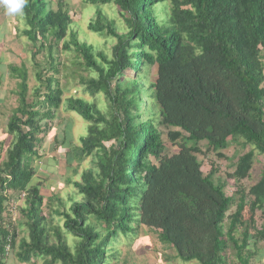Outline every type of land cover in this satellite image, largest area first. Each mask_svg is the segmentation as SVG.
<instances>
[{
  "label": "trees",
  "instance_id": "1",
  "mask_svg": "<svg viewBox=\"0 0 264 264\" xmlns=\"http://www.w3.org/2000/svg\"><path fill=\"white\" fill-rule=\"evenodd\" d=\"M84 3L95 5L87 30L114 42L109 52L79 37L63 0L58 9L28 0L16 32L39 82L32 101L26 63H0L18 79L19 100L0 162V264L12 255L13 264H119L116 246L138 247L141 229L187 262L264 259V167L244 185L264 155V0ZM62 68L76 85L56 77ZM72 89L81 94L65 97ZM60 109L88 123L80 144L68 133L55 141L67 166L78 174L91 159L67 178V198L35 182L43 125ZM231 145L242 150L234 160ZM208 152L231 160L225 178L216 164L204 173Z\"/></svg>",
  "mask_w": 264,
  "mask_h": 264
},
{
  "label": "rangeland",
  "instance_id": "2",
  "mask_svg": "<svg viewBox=\"0 0 264 264\" xmlns=\"http://www.w3.org/2000/svg\"><path fill=\"white\" fill-rule=\"evenodd\" d=\"M51 7L58 9L59 0H50ZM66 4L67 9L74 20L79 24L75 25V28L80 33V38L87 40L89 43L94 44L99 49H104L109 52L111 50L113 43H108L105 47V39L99 35H95L87 30V21L93 16V10L95 5L85 4L84 0H63ZM0 7L4 8L2 5ZM20 15H8L6 10L0 9V63L9 66V64L22 65L26 63L29 70V100L32 101L33 89L39 85V82L34 77V68L32 59L30 55H26L25 51L27 49V40L25 37L18 38L16 27H24V20L22 21ZM42 58V56H40ZM61 59H65V53H61ZM62 72L57 74V78L63 83V85L74 86L77 84L73 79L66 78V70L62 68ZM8 67L2 66L0 68V75L4 77L0 80V162L6 160L7 149L11 144L13 137L8 136L7 125L9 118L19 104L18 100V79L12 77ZM52 73V72H51ZM69 80V82H68ZM80 90V89H79ZM80 91L67 92L65 97L71 96L72 94H81ZM147 107L145 106L143 110ZM46 124L43 125L44 133L40 136L43 137L40 154L41 159L35 160V165L39 164V172L35 178V182L42 184L43 193L49 196L52 192L59 193L67 198L68 194H72L73 186L68 185L67 178L72 177L73 179H79L82 170L90 167V157L85 160L81 166H78V174H74V168L77 166L76 163L72 167H68L66 164V154L57 148V143L62 141L65 134L74 140V143L80 144V138L84 137L88 133V123L77 113H66L64 110L56 111V117L52 119H46ZM70 122V123H69ZM49 129V130H48ZM73 136V137H72ZM170 153L177 152L178 147L174 146L167 136L163 137ZM58 141V142H55ZM206 142L202 144L203 148L206 149ZM242 150L237 146L231 145L226 150V155L231 159L235 155L241 154ZM200 158L203 159V171L205 174L209 173L212 164H216L219 168L217 176L225 178V173L227 171H232L231 160L221 159L214 152H208L205 156L201 155ZM234 160V159H233ZM264 167V155L259 156L257 154L255 165L253 169V176L244 182L245 186H249L251 182H256L260 176L261 170ZM235 188L232 186L227 187L228 195H233ZM51 192V193H50ZM8 194H14L13 191H8ZM81 198L80 196H78ZM22 199H18L14 204L22 205ZM70 205L67 204V208ZM12 210L15 211L13 207ZM235 209V208H233ZM47 211V210H46ZM16 213L14 212V215ZM19 210L16 216H18ZM13 215V216H14ZM262 222L259 220L258 224ZM252 230V229H251ZM20 236H27V230L25 227L19 228ZM140 239L143 238L142 243L137 247L134 244L131 246L128 244H121L116 246V249L120 251L118 257L119 264H199L198 261H184L180 258H176V253L173 249H165L161 246L157 240V234L155 232L148 231L144 229L140 231ZM264 243H260L259 248L262 249ZM254 264H264V259L258 260L254 259ZM10 264L16 262L14 256L10 258ZM33 264V263H29ZM40 264V261L37 263Z\"/></svg>",
  "mask_w": 264,
  "mask_h": 264
},
{
  "label": "clouds",
  "instance_id": "3",
  "mask_svg": "<svg viewBox=\"0 0 264 264\" xmlns=\"http://www.w3.org/2000/svg\"><path fill=\"white\" fill-rule=\"evenodd\" d=\"M28 0H0V5L4 7L8 15L23 14Z\"/></svg>",
  "mask_w": 264,
  "mask_h": 264
},
{
  "label": "built area",
  "instance_id": "4",
  "mask_svg": "<svg viewBox=\"0 0 264 264\" xmlns=\"http://www.w3.org/2000/svg\"><path fill=\"white\" fill-rule=\"evenodd\" d=\"M12 210V209H11ZM13 211V213L15 212L14 210H12ZM10 248V246H8V249Z\"/></svg>",
  "mask_w": 264,
  "mask_h": 264
}]
</instances>
